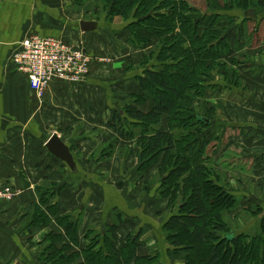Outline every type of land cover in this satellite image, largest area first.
<instances>
[{
	"label": "crops",
	"instance_id": "obj_1",
	"mask_svg": "<svg viewBox=\"0 0 264 264\" xmlns=\"http://www.w3.org/2000/svg\"><path fill=\"white\" fill-rule=\"evenodd\" d=\"M73 3L74 0H0V186L12 185L17 190L13 202L0 203V264H44L41 241L47 233L61 236L58 249L69 246L67 255H81L76 262L67 264H82V253L89 244L84 237L88 230L111 227L118 218L123 222L115 231V250L120 252L128 237L137 234L140 238L136 257L148 256L150 249L156 245L161 251L160 245L163 244L161 263L172 264L164 233L167 220H158V216L151 215L154 203L157 202L159 211L164 212L162 206L168 208V201L165 203L163 198L156 196V186L147 195L143 194L144 186H138L136 182L140 158L131 155L135 153L132 150L121 159L119 151L131 143L113 129V117L106 120L107 124H102L105 112H115V99L124 104L133 103L134 108L144 113L152 109L150 101L142 105L134 103L135 96L142 94L135 80L142 70L135 72L133 69L113 83L106 80L111 73L125 71L122 53L128 54L130 64L141 67L145 58L150 57L153 50L150 46L154 42L144 51H117L114 57L117 60L110 72L99 65L81 85L54 82L43 100L37 98L29 88L25 75L8 66L12 53L32 33L63 39L85 48L93 55L103 53L107 47L105 40L111 39L103 31L83 32L80 28L82 20L73 19L70 9ZM115 27L110 26L118 34L114 37L116 42L127 43L130 39L128 30ZM256 28L257 40L253 47L245 48V62L235 66L244 87L239 91L234 87L229 89L231 92L237 91L242 100L240 104L227 103L226 114L232 118L231 121L214 120L213 125L221 128L220 133L231 131L225 151L242 150L244 163L248 165L246 171L254 178L256 186L264 189V10L258 13ZM117 53L121 56H116ZM153 60H150L149 66L155 63ZM240 114L243 115L241 119L238 117ZM99 116H102L101 119ZM54 128L67 132L76 129L79 133L73 141L63 137L79 166L78 176H74L66 163L47 149L49 131ZM113 140H116L117 146L113 157L94 164L99 158L100 149ZM221 156H225L224 153ZM90 157L92 162L89 163ZM115 157L121 160V166L112 165L113 169L123 177L131 167L133 173L126 181L102 180L104 171L99 170L105 167V171L110 173L109 162L115 161ZM85 162L87 164L84 165ZM156 173L157 169L151 167L141 181H151ZM251 178L248 181L250 184L253 183ZM119 182L123 183L122 189L116 188ZM39 184L48 185L52 190L57 187L55 204L59 209L58 217L68 215L80 222L77 245L70 242L67 230L57 224V218H53L48 227L29 225L32 211L39 201L36 192ZM42 208L46 210V207Z\"/></svg>",
	"mask_w": 264,
	"mask_h": 264
},
{
	"label": "trees",
	"instance_id": "obj_2",
	"mask_svg": "<svg viewBox=\"0 0 264 264\" xmlns=\"http://www.w3.org/2000/svg\"><path fill=\"white\" fill-rule=\"evenodd\" d=\"M74 1L79 6L82 4L81 0ZM105 1L112 2L107 6L111 18L121 16L132 20L126 28L131 34L128 42L132 48L147 49L155 40L158 51L155 65L149 66L152 58H145L142 73L135 79L142 94L135 96L134 103L142 105L150 101L152 109L144 113L134 108L133 103H127L113 113L112 126L124 140L135 144L141 160L137 176L141 174L140 178L144 179L148 170L157 166L155 177L144 183L143 193L147 195L156 186V179L165 173L166 179L159 182L156 192L168 201V207L180 204L179 213L170 216L164 225L168 253L183 264H264V208L255 205L252 206L255 209L247 208L252 219L258 222L259 232L256 230L251 235L248 230L230 224L227 215L240 205L239 195L225 190L224 176L214 174L209 168L207 142L200 144L193 134L211 129L218 110L207 96L211 88L220 86L213 81L207 83L204 75L220 74L228 83L227 90L244 87L237 70L232 75L235 81H231L228 65L245 62V48L253 47L258 13L264 10V0H207V9L203 12L190 0ZM238 9L244 14V21L241 28L235 26L238 27L237 41L230 44L219 26L221 20H231L229 25L235 23L233 11ZM249 11L256 13L255 18L246 16ZM251 24L255 25L250 28ZM233 53L236 60H227V63L223 58ZM116 147V140L104 145L94 164L110 160ZM119 155L125 154L119 151ZM88 162H92V157ZM36 192L39 201L29 225L48 227L57 218V224L67 230L70 242L77 245L80 222L68 215L58 217L55 204L58 191L39 184ZM261 213L263 216L259 217ZM122 222L118 218L104 230H88L84 237L89 244L82 253V264H162L157 245L150 249L148 256H135L140 238L137 234L128 237L120 252L115 250L114 235ZM61 241L59 235L46 234L41 241L46 246L42 252L44 264H67L81 257L79 253L67 255L70 251L67 245L58 249Z\"/></svg>",
	"mask_w": 264,
	"mask_h": 264
},
{
	"label": "rangeland",
	"instance_id": "obj_3",
	"mask_svg": "<svg viewBox=\"0 0 264 264\" xmlns=\"http://www.w3.org/2000/svg\"><path fill=\"white\" fill-rule=\"evenodd\" d=\"M72 1V0H71ZM82 4L79 6V4H77L75 1L72 4V6L70 7V9L72 10V14H73V19L76 20H82V21H96L99 22V27L97 30H95L94 32L91 33H98V31H103L104 33H106L105 35H107L111 41H106L105 40V44L107 47H105V53L103 54L102 52L96 55H93L92 52L90 53V51L87 53L91 56V60H92V67L91 68V72L88 76V78L91 76V73L93 75V72L95 70V68L99 65L103 66V68L105 67L106 70L108 69V71L110 72V68L112 65H114V61L117 60L114 59L115 57V53L119 50L123 51L124 49H126V51H130L131 50L133 52H135V50L140 51V49H142V51H144V48H132V46L129 44V42L127 41L122 43V42H116L117 40L114 39L115 36H117L118 34H116L115 32L112 31V28H110V26H116L115 28H121L122 30H125V28H127V24H129V22L132 23V20H127V18H123L121 16H112V18L109 16L110 14V3H107L105 0H89V1H85V0H81ZM195 7H197L200 11H205L207 9L206 6V2L207 0H190ZM84 5V6H83ZM109 6V7H107ZM236 15V22L232 23L231 25H229L228 23H230L229 20H221V26H219L220 31H222V35L223 36H227V41L228 43L230 42V44L234 43L237 41L236 39V31L238 30L237 28H241L242 27V22L244 21V14H241V10H234L233 11ZM110 19L113 20V22L110 21ZM235 18H233L232 20H234ZM241 24V25H240ZM255 25V24H251L250 28ZM235 26H238L235 28ZM225 27V28H224ZM250 28H249V32H250ZM203 30H200V33ZM252 31V30H251ZM129 32V31H128ZM127 32V36L131 37L130 32ZM104 35L102 34V37ZM254 37V36H252ZM256 34L255 37L253 39V43L256 42L257 38H256ZM153 42H155V40H153ZM115 43V44H114ZM127 45H126V44ZM115 46H112V45ZM111 46H112V50H111ZM235 46V45H234ZM153 50L151 52L150 57L152 58L153 61L156 62L157 59V49L155 48V44H152ZM232 45H231V51L234 52V48L232 49ZM238 48V47H237ZM85 49V48H84ZM86 50V49H85ZM151 50V49H150ZM149 51V49L147 50ZM150 52V51H149ZM148 52V53H149ZM116 56H121L119 53H117ZM122 56H124L123 58H121L122 60H124V67H125V71H119V74L116 73H111L109 74L107 80L108 82H115L116 79L119 78L122 79L124 77V75H126L129 71L133 70L135 72H139L143 69V66L146 64L147 61H143L142 62V66H133V64H130V61L128 58V54H123ZM236 53L231 54L228 57H224L223 59H225V61L228 63L227 60H236ZM146 59L149 60V57H146ZM145 59V60H146ZM127 60V61H126ZM150 63V60H149ZM96 65V66H95ZM238 64H233L230 63L228 65V69L229 72H231V81H235L234 76H232L233 74L237 75L239 74L236 70H235V66ZM139 68V69H138ZM236 71V73H235ZM126 72V73H125ZM141 73V72H140ZM121 77V78H120ZM205 81L207 83H210L209 81H213L216 82V85H219L220 87L217 88H211L209 90L210 94H208L207 96V100H209L211 103H213V105H216V107L218 108L217 112H216V118L215 121H231L232 118H230V116H227L226 112L228 111V108L226 107L228 102H231L233 104H240V100H242V98L240 97L239 93L237 91L240 90L239 89H234L237 90L236 92H231L230 90H227L226 85H228V83L222 79V76L220 74H211L209 76H205ZM77 86V85H75ZM243 88V87H242ZM238 93V94H237ZM115 105H113L115 107V111H119L122 109L123 105H125L123 103V101H118L115 99ZM128 103V102H127ZM195 112V111H194ZM196 113V112H195ZM230 115V114H229ZM103 118L105 119L102 124L105 125L107 124L106 120H109L110 118H112L113 113L111 114L110 112H105L103 114ZM235 116V115H232ZM243 116L242 114L238 115L239 119H241V117ZM102 116H99V119H101ZM238 132V130H236ZM50 132V137L53 134H57L62 140L63 137H65V139H69L71 141H73V139H76L79 135V133L77 132L76 129L71 130V132H67L66 131H58L56 128L52 129L49 131ZM65 132V135H64ZM221 132V128H219L217 125H212L211 129H205L203 131H201L200 133L198 131L194 132L193 134L195 135V139L197 138L201 143H206L207 142V148H206V153L208 155L209 161H208V165L209 168L212 169L214 174H221L224 176L225 181L224 184L222 185L226 191L231 192L232 194H238V203H240V205L237 206V208H233L231 209L230 214L227 215V219L230 220V224L234 226V224L237 226L236 228H241V230L244 231V229L248 230V232H251V235L254 234V232L257 229V225L258 222L254 221L252 218L253 216L250 215V212L247 210L248 207H252L253 205L256 206H261L264 208V189L258 188L256 186V181L254 180V178H251V175L248 174V171H246V169L248 168V165H246L244 163V153L242 152V150H240L239 148H236V151H232L231 153L229 151H225L226 148V143H228L229 141V136L231 131L229 132H224V133H220ZM212 133H216L214 136L212 135ZM222 135V136H221ZM62 136V137H61ZM221 137V138H217L216 137ZM127 147V148H126ZM124 148H121L124 154L127 153H132V150L135 152L131 155H137V150L135 148V144H130L128 146H126ZM231 147V146H229ZM117 148V147H116ZM229 152V153H228ZM224 153L225 156H221ZM125 156V155H123ZM120 157L121 159L123 158ZM138 156V155H137ZM221 156V157H219ZM139 157V156H138ZM117 158V159H116ZM121 160L118 157H115V161L109 162L111 165L109 169L110 173H108V171H105L107 168L104 167V170H99V171H104L103 176L101 177L102 180H106L109 182H114L118 179L120 180H125L126 178H129V174H132L133 172L131 171L132 167L129 170H126V175L123 177L122 174H119V172H117L115 170V168H112V165L114 166H121L120 164ZM87 164L86 162L84 163V165ZM91 167V166H90ZM92 168V167H91ZM124 168V167H123ZM154 169H157V166L153 167ZM96 169V167H95ZM112 169V171L110 170ZM105 172H107L108 174H106ZM129 172V173H127ZM165 174V173H164ZM162 174L160 177H158L156 179L155 182L156 183V191L157 188L160 187L159 186V182L161 180L166 179L165 175ZM168 175V173H167ZM141 174L140 175H136V182L138 183L137 185L139 186H144V182H142L141 180ZM167 177V176H166ZM249 178H251V180L253 179V183L250 184ZM170 182V180H169ZM120 183V182H119ZM143 183V184H142ZM136 185V184H135ZM3 187V186H1ZM56 189H54L55 192H57V187H55ZM117 188V186H116ZM118 189V188H117ZM155 191V192H156ZM155 192L152 193V195H155ZM157 193V192H156ZM144 194V193H143ZM140 195V194H139ZM142 196V195H141ZM145 196V195H144ZM157 197L161 198L160 196H158V193L156 194ZM143 197V196H142ZM15 200V199H14ZM13 200V201H14ZM164 202L166 203V199ZM11 201V202H13ZM3 203L5 201H2ZM1 202V203H2ZM5 203H10V202H5ZM159 204L156 202V204L154 203V205L151 207V215L154 216H158V220H162L164 219H168L170 216L174 215V214H178L179 213V209L178 206L180 204H176V206L174 207H166V205L162 206L164 208V212L163 211H159L160 210V206H158ZM254 207H252V209H255ZM159 211V212H158ZM154 212V214H153ZM158 212V213H157ZM157 213V215H156ZM262 214V213H261ZM260 216H263L262 215ZM78 217V215H77ZM139 218V217H138ZM252 219V221L249 223L248 221ZM259 232V230H258ZM250 235V236H251ZM44 245H42L41 249L43 250ZM161 248V254L164 257V245L161 244L160 245ZM167 252V251H166ZM168 253V252H167ZM169 256L172 259V264H183V262L180 259H177L173 254H169Z\"/></svg>",
	"mask_w": 264,
	"mask_h": 264
},
{
	"label": "built area",
	"instance_id": "obj_4",
	"mask_svg": "<svg viewBox=\"0 0 264 264\" xmlns=\"http://www.w3.org/2000/svg\"><path fill=\"white\" fill-rule=\"evenodd\" d=\"M8 66L25 75L29 88L43 100L54 82L72 86L85 83L92 60L81 46L32 33L12 53ZM16 196L17 190L12 185L0 186V203L11 202Z\"/></svg>",
	"mask_w": 264,
	"mask_h": 264
},
{
	"label": "water",
	"instance_id": "obj_5",
	"mask_svg": "<svg viewBox=\"0 0 264 264\" xmlns=\"http://www.w3.org/2000/svg\"><path fill=\"white\" fill-rule=\"evenodd\" d=\"M246 16L249 18H255L256 13L254 11H249ZM98 27L99 23L96 21H82L80 23V28L83 32H94L98 29ZM46 147L54 157L66 163V166L69 167L73 174L79 173V166L77 165V162L73 154L71 153L69 146H67L66 143H64V141L57 134H53L50 137V140H48V142L46 143ZM122 186L123 183L117 184V188L119 189H122ZM104 229L105 227H103V230Z\"/></svg>",
	"mask_w": 264,
	"mask_h": 264
}]
</instances>
